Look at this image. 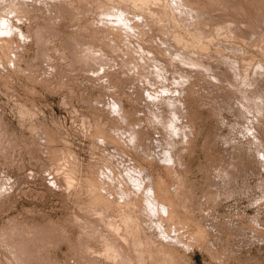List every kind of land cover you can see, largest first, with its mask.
<instances>
[{
	"label": "rangeland",
	"instance_id": "374dc122",
	"mask_svg": "<svg viewBox=\"0 0 264 264\" xmlns=\"http://www.w3.org/2000/svg\"><path fill=\"white\" fill-rule=\"evenodd\" d=\"M0 1V16H2L0 17V22L3 20V26L0 23V226L3 225L6 227L3 232H1V230H3L4 227H0V246H2L0 247V257H2L3 260V262L0 261V264L4 262H6V264H16L19 259L23 264H56V262H58L57 264H120V262H122V264H126V262L128 264H145L144 262H147V264H156L157 262L158 264H161L162 262H165L164 264H166V261L167 264H264V98H262V95H264V82L262 84L264 78L261 77L264 74V65H262L264 64V11H261L264 10V7H262L264 5V0H249L251 3H249L248 0H235V2L240 1V3L242 2L243 5H245L243 6L240 3H237V5L240 4V8L238 9H236L238 6L235 8L236 4L232 2L233 0H227L226 3H229V6L227 4L225 6V0H222L220 3H224L222 5L224 7L218 3L220 0H212V2H215L213 5L219 4L221 6H212V9H216V7L218 8V10L216 9L219 11L218 13L215 12V9L211 12V6L206 7L207 5H210L206 4L207 2H211L209 0H200V3L197 0V5L194 3L195 0H187V2L184 0L187 3H184V7L182 0H177L179 3H175V0H173L174 4L177 5L178 3L177 8L180 7L182 2L181 8L183 10H187V13L185 10L184 12L180 10L181 8H178L179 10L176 9V6L173 4L172 0H132V2H129L130 0H101V2L104 4H101L100 0H40L41 2L44 1V4H36V2H40L36 0H19L18 4V0H12L13 3H11L10 0V2L8 0ZM53 1L56 2V4L58 3V5L60 3V7L56 4L53 5ZM67 1L69 4L65 7ZM170 1H172L171 3L174 6L169 3ZM192 1L195 6H200L202 8L194 7ZM257 1L258 3H256ZM5 2H9L8 5H6ZM22 2L25 3L23 4ZM261 2L263 3L259 4ZM131 3L134 5L132 6ZM188 3L192 4L189 6ZM230 3H233L234 6H232L233 4L230 5ZM10 4H12L14 7L17 5L23 6H20L21 8L18 6L14 8L12 5L10 6ZM27 4H29V6H27ZM45 4V9L50 11L47 12L44 8H42L41 5L44 7ZM62 4L65 5L61 9V6H63ZM106 4L112 6L114 9H116V7L123 9L125 6V8H127L131 14L127 10H124L125 8L123 10H115L114 14V9L112 10L113 12H111L112 8H109V6ZM250 4L251 6L247 7ZM1 5L4 6V9ZM70 5L71 7L73 6L74 10L75 8L80 10L74 11L71 9ZM114 5L116 6L113 7ZM142 5H145L143 7L145 9L142 8ZM155 5L160 8H157ZM171 5L173 7H171ZM138 6L142 9H139ZM192 6L194 9H189L192 11L190 12L187 7L193 8ZM6 7L10 8V11L8 9L9 12L7 11ZM103 7H108L110 11L108 12L109 9H107L106 12ZM147 7H150L151 11ZM100 8L103 9L102 13L105 11L103 13L104 15L99 13V11L101 12L102 10H100ZM196 8H199L200 10ZM205 8L208 9L205 10ZM220 8L222 10L228 9L230 12L233 11L234 13H230L227 10V14L229 12L231 15L229 16L228 14L229 17L227 16L228 19H226V14L224 20L222 14H225L226 12H221ZM232 8H235L237 12L242 9L246 10H242L238 14L237 12L235 13V10ZM11 9H13V11L16 13L12 12ZM66 9L68 11H66ZM195 9L197 11L199 10V12L195 11ZM248 9L250 11H247ZM56 10L58 11V14L56 13ZM71 10L73 11L71 12L72 14L70 13ZM133 10L136 12V14H138V16H140L142 20H144L143 17L145 19L148 17L147 19L149 22L147 19V22H139L142 21L141 19L137 20V22L134 21L135 19H139V17H134L136 15ZM145 10H147L146 14L144 13L146 12ZM177 10L178 12H176ZM208 10H210V17ZM258 10H260L259 13ZM6 11L8 13H6ZM121 11L122 13L125 11V14L128 15H125V19L123 18L124 13L122 14ZM142 11H144L143 14ZM202 11H205L206 13H201ZM255 11L259 15L254 13L253 16L251 14ZM44 12H47L48 15ZM220 12V17H222L224 21L220 19L219 16H217L216 19L218 22L214 24L216 20L213 16L220 15ZM107 13L108 15L111 13L110 16L113 14L111 19L114 17V22L110 20ZM119 13L120 16L122 15V17H119ZM14 14L15 16L17 15L18 18L13 16ZM21 14L24 17H21ZM75 14L77 15L74 17ZM149 14L152 17H149ZM155 14L162 16L160 18ZM177 14L179 17L176 16ZM197 14L198 16L195 17ZM200 14H204V17H207L205 14H208L209 18L207 17L206 20L209 19V22L208 20L206 22L205 19H201L202 15ZM235 14H238L241 20L244 14L246 17L243 16V18H247L245 19L246 22H243L244 19L242 21L239 20L237 16L236 17L238 20H235L236 17L233 18ZM95 15H97V19L96 17L94 18ZM114 15H116V17ZM163 15L164 19L168 16H171L167 18V20L170 18V22L168 21L169 26L166 25L167 20L165 21L162 19ZM181 15L186 17L188 16L189 20L187 23L185 21H187L188 18H181ZM191 15L193 17H191ZM260 15L263 16L260 17ZM117 16L121 19H116ZM129 16L132 19L135 18L133 20L136 22L135 24L133 21H131L132 19H130ZM231 16L234 21H232L233 19H230ZM3 17L4 19H8L4 20L2 19ZM172 17H178V19H174V21L178 20L176 21L177 23H174ZM211 17L215 20L213 21L212 25L211 23L213 19H210ZM126 18H129L128 21H126ZM151 18H154L155 20H151ZM179 18L181 21L183 20L182 23H186V27H188V29L185 28V23L183 24L185 29L181 27L182 23H180ZM95 19L96 21H94ZM103 20L109 22V24ZM121 20L123 22L126 21L127 23H121ZM247 20L252 22V25L250 26H253V21H255V26L249 27L248 25L247 27L245 25H241L247 24ZM101 21H103V24ZM118 21L121 22L119 23ZM153 21H155V23ZM235 21L238 22V24ZM4 22H7V26L4 25ZM94 22L96 25L99 24L96 30V25ZM128 22H130V24ZM229 22H231V25L237 24V28L236 26L234 28V25L231 26ZM8 23H10V26H12L11 29H9L10 27L7 28L9 25ZM141 23H146V25ZM206 23H210L212 27L208 26L209 24ZM225 23L228 24L229 27L228 25H225ZM126 24H129V26L134 24L132 28L135 27V32L138 33L139 31V33L136 34L134 30L131 27H128ZM180 24L181 26H179ZM191 24L193 25L191 26ZM221 24L224 26V29L221 28ZM119 25L120 28H117ZM137 25H142L145 28L142 29V26V28L139 26L136 27ZM260 25H262L261 27L263 30L259 27ZM94 26L95 28H93ZM122 26H126V28L124 27L122 29ZM193 26L196 31H194V34ZM154 27H158V29H155ZM169 27L170 29H168ZM200 27H202V30ZM245 27L247 28L245 29ZM255 27H259L262 32L261 30L258 31V28ZM137 28L141 30V33ZM218 28L220 29V33L218 32ZM232 28L234 31H232ZM242 28H244V31L248 29V32H244V34L242 32ZM249 28L251 29L252 33L250 32ZM254 28L258 32L255 33V31H253ZM107 29L108 31H105ZM150 29L158 33V35L156 33L155 34L158 37L160 36L159 38L163 36L165 31L166 33L164 34L166 35V38L168 37L169 39L174 37L173 39L175 41L173 39L172 41L171 39L168 41V39L165 37L161 38H165V41L161 39L159 40V38H157L155 35L152 36L154 33L153 31H150ZM179 29L183 32L181 34L180 31L179 34L177 33V35L176 32H178ZM221 29H226V31H221ZM235 29H237L236 31L240 33H237ZM91 30L93 35L92 32L89 33ZM100 30L105 32H101ZM148 30L152 34H149ZM158 30L160 32H158ZM186 30L188 33L191 31L192 33L188 34ZM42 31L46 33L44 34ZM59 31L60 33H58ZM95 31V35H98L99 33L100 34L94 37ZM112 31L113 33H110ZM125 31L128 32L129 35L132 33L131 31H133L134 34L132 33L133 36L132 34L127 36L126 34L128 33H125ZM145 31L146 33H144ZM83 33L86 34L85 37H83L84 39L88 37L91 39H86L85 41H90L92 43L86 44L84 39H82V36H84ZM202 33L203 35H201ZM210 33H212V36L214 35L213 37H215L213 40V37H210ZM222 33L225 34L223 35ZM36 34L40 35V37L35 36ZM102 34L105 36L107 35L106 37L108 38L103 40L105 36L103 37ZM111 34H114V37L116 36V40L118 38V41L120 38L124 37V39H120L124 42L120 41L117 43L116 40H111L110 37L114 39L113 35ZM248 34H250V37H252L251 39L247 37L249 36ZM44 35H46V38ZM134 35H138L140 38L138 36L134 37ZM183 35L186 39L183 37ZM41 36L44 37L40 39ZM101 36L103 37L102 40ZM198 36H200V38ZM92 37H94V39ZM128 37H130L129 39L132 41L127 39ZM201 37L204 41V44H201L203 43ZM216 37L225 41H220ZM237 37L239 39H237ZM254 37H258V41L260 40L261 42H257V39ZM76 38L80 39L81 41L76 42ZM148 38L151 39L149 40ZM153 38L154 40H152ZM187 38L191 39L192 41H189ZM253 38L254 40H252ZM108 39H110V42ZM178 39L179 42H177ZM166 40L168 42L171 41L169 44L172 47H174L175 44L177 46L172 48V55L170 54L172 49H170L171 47H169L170 45ZM214 40H216V43H214ZM42 41H44L43 45H47L44 46V48H42ZM105 41L107 43L109 42L110 44L108 43L107 46ZM162 41L164 43H159ZM180 41L182 43L181 46ZM186 41H189L187 42V45H183L186 44ZM226 41L231 43V49L229 47L230 44H226ZM232 41L234 42L233 44ZM252 41H254V44ZM38 42L41 43L42 47ZM174 42L176 43L174 44ZM193 42H198L199 44L193 45L195 44ZM98 43H101L100 45L103 51L100 49V45ZM119 43H123L125 45L127 44L126 46L128 47V50L125 48L126 46L124 47V45H120ZM149 43H151V45H149ZM177 43H179V46ZM250 43H252V45ZM82 44L84 45L82 46ZM111 44H113V47ZM118 44L120 46H118ZM208 44H210V46H208ZM144 45L146 46L144 47ZM199 45L208 47L209 53L207 49L205 50V47L195 50L193 46L200 47ZM234 45H236L234 47L236 49L233 51ZM87 46H91L88 48H91L90 51H88ZM109 46H111L110 49H114L116 46V49L120 47L121 50L118 48L120 51L115 49L112 50L115 51V53H111V50L109 51ZM166 46L167 48L169 47L170 51H168ZM239 46H245L244 48L247 46V48L240 49ZM97 47L98 49H95ZM150 47L152 48L151 53ZM178 47L183 48H181L180 51L184 54H186L191 48V50L187 53L190 57L187 54L184 56L183 54L179 55V51H177L179 50ZM192 47L194 48V51H196V54L194 51H192ZM198 47L196 49H198ZM209 47L213 48L211 49ZM12 48L13 50H16L17 55H15L16 53L12 50ZM157 48H159L161 51V53H159V50H157L158 55L156 54L155 50ZM175 48H177L176 53ZM220 48L223 50V53L224 51L227 53L223 55V58H221L222 55H219L220 57L218 56V53L223 54L221 53ZM135 49L136 51L134 54L139 58H136V56L133 54H131V56H129L130 54H124V51H128V53H130L129 50L134 51ZM163 49L165 53H167V51L169 53L166 54L169 55L167 58L164 54V51H162ZM213 49L219 50L215 51L214 53ZM95 50L97 51L98 56L97 53H94ZM153 50L155 54L153 53ZM198 51H200V54ZM202 51H204V53L207 51L205 54H207L208 58L203 54L207 60L201 54ZM247 51L250 55L247 53ZM48 53L50 54L48 55ZM79 53L81 55H79ZM120 53H122V55ZM147 53H149L148 55L153 56L154 58L164 54V56H161L162 58L160 57L163 60H161L159 57L156 58L158 63L153 61L155 60L153 57H150L149 60ZM152 53L154 55H152ZM13 54L14 56H12ZM176 54H178V56ZM85 55L87 56V60H85ZM231 55L234 56L232 57ZM134 56L136 60H139L136 61L135 58L133 59ZM141 56L143 57L140 58ZM185 56L188 57V59H186ZM213 56L216 57V59L219 57L217 60L218 62L213 58ZM131 57L137 64L140 59L141 61L139 63H142L143 59H147V61L149 60L151 63H148L146 60H144L143 65L139 66L141 68L140 69L136 66L137 64H135ZM178 57H181L183 63L185 62V66L184 64L183 66L180 65L182 62ZM228 57L229 59L225 60V58ZM235 57L238 58L236 59ZM245 57L247 60H244L246 59ZM168 58H172L170 59L171 61L169 60L171 64L169 63ZM189 58H192L194 61L191 62V59ZM196 58L199 61H197ZM209 58L212 61L209 60ZM234 58L237 61L239 60V65L242 64L243 66L239 67V65H237V61L234 60ZM239 58H242L244 61ZM165 59L170 65L164 62L166 61ZM221 59L224 60L222 61ZM174 60H176V63L174 62L173 64ZM185 60H190L191 63L189 61L186 62ZM128 61L131 63L129 64ZM201 61L203 63H201ZM208 61L212 62L213 65ZM227 61H232L233 63H228ZM261 61H263V63H261ZM132 62H134L133 64L135 65H132ZM205 62H207L208 65L205 64ZM220 62L222 65L218 66V64H221ZM259 63H261V65ZM152 64L154 65L153 67L149 66ZM158 64L160 66L162 64V67H160ZM167 64L168 67H166ZM199 64H202V66H199ZM203 64L206 66H203ZM209 64L212 65V67H210ZM145 65L147 66L145 67ZM193 65L194 67L196 66V68H194ZM214 65L216 67H214ZM230 65L232 67L231 69H229ZM126 66L130 69L126 68ZM155 66H158V68ZM208 66L211 69L210 71ZM246 66H250L248 70L249 74L245 69H248ZM147 67H151V69L148 68L147 70ZM169 67L170 70L167 69ZM204 67H206L207 70ZM217 67L221 68L220 70L223 72L222 75L219 73L220 71ZM193 68L196 71L193 70ZM203 68L205 71H203ZM234 68H239L237 70H239L241 74L236 70L237 73L234 76ZM240 68H243L242 70H244V74L240 71ZM137 69H140V71L138 70V72H134ZM165 69L168 71H165ZM212 69L216 70L211 73V71H213ZM258 69L259 71H257ZM141 70L143 72L145 70L146 74L150 71L149 74L153 73L154 75L151 76L148 74L149 76H147L145 73L142 74L143 72H141ZM154 70H158V73L161 71V73H159L160 77ZM253 70L260 72L261 75L259 73H257L259 75H256V72L254 73ZM132 71L134 75L130 73ZM162 71L165 77L170 76L171 79L168 78L167 80L166 78L165 80L164 77L162 78ZM224 73L226 75L229 74L227 75L228 77H230L232 74V78H228ZM155 74H157L159 79L161 78L163 80L160 79L159 81ZM138 75L141 78L138 77ZM240 75H248L249 77L246 76V79H249H244L245 76L241 78L242 76ZM150 76L153 77L152 79L155 81L150 80ZM213 76H215L216 79H218V76L222 77L219 78L218 81L214 79L215 77ZM134 77H138L141 81ZM225 77L229 83L228 86L225 85ZM220 79L225 81L221 83L220 81L222 80ZM235 80H237L238 83L242 82L241 84L243 85L239 84V86ZM138 81H140V84L137 85L136 82L138 83ZM150 81H152L154 84H152ZM156 82H159V84ZM248 82H250V84ZM141 84H143V86H141ZM229 86L230 88H228ZM262 86L263 88H260ZM235 88L237 90H234ZM248 88L254 91H260L262 89L263 93L261 92L262 90L260 92L258 91L259 94L257 92L252 93L251 90V96L244 94L245 92L250 94V89ZM230 89H233L235 92L233 90V92H231ZM238 91L241 93V96L243 94V98L240 96ZM110 92L111 94H115L112 95L111 102L109 101L110 99L108 100V98H110ZM230 92L234 94H231ZM236 92L239 93V95L235 94ZM260 95L262 97L258 101V97H260ZM114 96L117 98L115 97L116 99H114ZM252 96H257V98H255L258 102L255 103V98L253 101ZM239 97L240 100L243 99V101L238 100ZM250 98L252 99L253 103L251 102ZM249 99L250 101H248ZM105 100H108V102ZM261 100L263 102L262 104H260ZM113 101L118 103H114ZM100 103H102V105ZM106 103L108 105L107 107ZM111 103L115 105L113 106ZM258 103L261 105V108ZM250 124H252V126ZM248 125L251 126V128ZM122 131H124V133ZM55 157L60 159L58 160L59 163ZM61 164L62 166H60ZM56 165H58L57 168L59 171L58 169H55ZM47 166L50 167V170ZM51 167H54L53 172ZM46 169L47 171H45ZM48 172H50V174ZM56 174H61L64 176H56ZM55 177H61L57 179V181L60 180L58 183H56L57 181L55 180ZM52 179L55 180L54 182L56 184L52 182ZM66 180L68 181L67 183ZM59 182L61 184V188L58 187L60 186ZM119 185H121L122 188ZM109 186L110 189L108 190L107 188H109ZM104 187L105 190L108 191L105 192ZM93 188L98 189L94 190ZM124 188H126L128 191L124 190ZM119 189L120 191L124 190V194L121 193L122 191L119 192ZM132 190L136 191V193ZM94 191L96 193H94ZM125 192L128 194L127 196ZM130 192L131 194L129 195ZM97 194L98 196H96ZM116 195L121 198L116 197ZM99 196L102 198H99ZM89 197V200H93L94 202H92L94 204L88 200ZM91 197H94L96 201ZM96 197H98L99 200L96 199ZM106 197H108V199ZM148 199L151 200V202H149ZM99 201L100 203L103 202V204L106 202L109 203L108 205L106 203V205L109 207L107 208V206L104 204L105 208H101L103 204L100 205ZM110 201L112 204H110ZM128 202L131 204V206L130 204L128 205ZM125 203L127 204L125 205ZM97 206L99 209L103 210L96 209L95 207ZM91 207H93L94 210ZM121 207L122 209H120ZM108 209H111L112 211L110 213L114 212L115 216L113 214L110 215V213H108ZM89 210L92 211L91 213L94 212V214H91ZM104 210H106V212H104ZM136 210L139 211L137 212ZM141 211H143V213ZM80 212L84 213L81 215ZM87 212L89 214H86ZM106 213L109 215H105ZM124 214H126V216ZM85 215H91V217L96 219H92V221L91 217L90 219L88 217L86 220L84 218ZM103 215L104 217H102ZM123 215L125 218H122ZM141 215L142 218H140L143 219L142 221L139 219V216ZM82 216L84 217L82 218ZM78 218L82 219H80V223L78 222ZM110 218L113 220L110 221ZM144 218L146 223L144 222ZM83 221H86V223L88 221V223L86 224ZM97 221L101 222V224H98L99 222ZM92 222L97 223L99 226L95 223L94 225ZM81 223L84 224V226H82ZM106 223L110 226L105 225ZM102 224H104V226H102ZM131 224L134 227L131 226ZM115 226H119V228H115ZM104 227L106 228V231L113 232L115 230L116 233L115 231L113 233L104 232ZM12 228L14 229V233L12 232ZM98 228L103 230L100 231L103 234L106 233L105 235L109 233V235H107L108 237L103 236L102 233L98 234L97 231L100 232ZM136 228L137 230L135 231L134 229ZM15 229L17 231H15ZM41 229H43L42 231L44 234L47 235L48 233L46 237L43 232L40 231ZM122 229H124V231ZM18 230L20 231L18 232ZM44 230L50 231L52 235L51 233L49 235L48 231L45 233L46 231ZM35 231H39L38 233L40 234L41 232L43 235H38ZM122 231L125 234H123ZM4 232L6 234L8 232L9 235L11 232L10 237L12 236V238L9 241H11L10 243L12 246L10 245L9 241H7L10 239V237L8 238L9 235L4 234ZM91 233H94V235H90ZM135 233L137 235H135ZM18 234H20L21 237ZM97 234L98 236H96ZM113 234H115L114 236L118 235L115 237L117 241L113 237V239L111 238ZM4 235L7 237H4ZM13 236L15 237L13 238ZM29 236H32L31 238L33 240H31ZM39 236H42L43 238H47L48 236L54 237L52 239L53 241L49 240V238L47 239L49 241H47L42 237L39 238ZM3 237L6 239H2ZM22 237H24L23 239H25V237L27 239L22 241ZM125 237L128 238L127 241L121 239H126ZM106 238L108 239L106 240ZM15 239L18 241V245L21 243L20 247L17 244V246L14 244L16 242H14ZM41 239H43L42 241L44 242H40ZM102 239H105L106 242ZM109 239L111 241L114 240L115 244L111 241L108 242ZM4 240H6V242ZM30 240L33 242H40V245H38L39 247H43V250L42 248H35L38 247L36 243H33V246L35 244L33 247ZM45 240L47 242L46 247ZM25 241L28 242L30 246ZM129 241L132 242V245ZM1 242L4 244L2 245ZM23 242H25L27 245ZM117 242L128 245L126 247L123 244V247L120 243L122 246L121 247L119 243L117 244ZM109 243H111L113 247L109 246ZM138 243L141 244L143 248ZM116 244L118 247L115 248ZM13 245L16 249H20L22 245V247L25 246L24 252L22 251L23 248H21V250L18 249L20 252L22 251L20 254L18 250L13 248ZM74 245H76L77 248ZM81 245L84 247H81ZM129 245L132 247H129ZM125 247L127 249L129 248V250L132 248L131 250L133 251L131 252L130 250V253H134V257L128 252L129 250H126ZM117 248L120 249L117 251ZM3 249L5 252L6 250L8 252H3ZM13 249L16 252L13 251ZM28 249L30 250L28 251ZM36 249L39 251H36ZM124 249L130 254L127 255L128 258H126L127 256L124 257ZM32 250L34 254L31 252ZM121 250L124 251L122 252ZM9 251L11 252V258L10 254L8 255ZM151 251H153L154 254L153 252L151 253ZM13 255L17 257L12 258ZM139 255L141 256L138 257ZM21 256L23 257L21 258ZM28 256L31 259L28 258ZM15 258L18 259L16 260ZM121 258H123L124 261ZM8 259H12L13 261L10 262ZM22 259H26L27 261H25L28 263ZM29 259L32 261H29ZM75 259L77 260L75 261ZM129 259L131 262L133 260L136 261V259L138 260L131 263L129 262ZM20 260L17 264H21ZM159 260H161V262Z\"/></svg>",
	"mask_w": 264,
	"mask_h": 264
},
{
	"label": "bare ground",
	"instance_id": "6f19581e",
	"mask_svg": "<svg viewBox=\"0 0 264 264\" xmlns=\"http://www.w3.org/2000/svg\"><path fill=\"white\" fill-rule=\"evenodd\" d=\"M6 1H7V0H6ZM8 1H9V0H8ZM10 1H11V3H13L12 0H10ZM10 1H9V2H10ZM16 1H17V0H16ZM22 1H24V0H22ZM36 1H40V0H36ZM45 1H46V0H45ZM95 1H96V0H95ZM108 1H109V0H108ZM135 1H136V0H135ZM138 1H139V0H138ZM141 1H142V0H141ZM145 1H146V0H145ZM154 1H155V0H154ZM157 1H158V0H157ZM172 1H173V0H172ZM172 1H170L169 3H171ZM179 1H180V0H179ZM179 1L175 0V3H176V2L179 3ZM182 1H183V7H184V3H186L187 0H185L186 2H185L184 0H182ZM188 1H189V0H188ZM190 1H191V0H190ZM196 1H197V0L194 1L195 4L197 3ZM198 1H199V3H200V0H198ZM203 1H205V0H203ZM209 1L212 2V0H209ZM215 1H218V0H215ZM221 1H222V0H220L218 3H220ZM223 1H224V0H223ZM231 1H232V0H231ZM237 1H238V0H237ZM259 1H261V0H259ZM9 2H5L6 5H8ZM18 2H19V0L17 1V4H18ZM47 2H48V1H47ZM47 2H46V3H47ZM71 2H72V1H71ZM98 2H99V1H98ZM98 2H97V3H98ZM100 2H101V0H100ZM104 2H105V1H104ZM129 2H132V0H130ZM166 2H167V1H166ZM211 2H210V3L207 2L206 4H210V5H207L206 7H208V6L210 7V6H211V12H212V10L215 9V8L212 9V6H217V5H219V4L213 5V3H215V2H212V4H211ZM226 2H227V0H225V2H224L225 4L223 3L225 6H226V4H227ZM228 2H230V1H228ZM232 2H234V3L236 4V5H235V8H236V6H238L236 9L240 8V6H239L240 4L243 5L242 2L240 3V1H239V2H235V0H233ZM248 2L251 3L249 0H248ZM3 3H4V2H3ZM22 3L24 4L25 2H22ZM22 3H19V4H22ZM34 3H35V1H34ZM39 3H43V4H44V1H43V2H41V1H40V2H36V4H39ZM48 3H50V2H48ZM52 3H54L53 5L56 4V2H54V1H53ZM52 3H51V4H52ZM72 3H73V2H72ZM102 3H103V2H101V4H102ZM110 3H111V2H110ZM133 3H134V1H133ZM138 3H139V2H138ZM148 3H150V2H148ZM153 3H154V2H153ZM153 3H152V4H153ZM178 3H177V5H178ZM192 3H193V1H192ZM192 3H190V4H192ZM194 3H193V4H194ZM199 3H198V4H199ZM216 3H217V2H216ZM237 3H240V4L237 5ZM244 3H245V2H244ZM249 3H248V4H249ZM254 3H255V2H254ZM256 3H258V1H257ZM262 3H263V2H261V3H259V4H262ZM0 4H1V1H0ZM15 4H16V3H15ZM15 4H14V5H15ZM68 4H69V3H68V1H67V4H66V5L64 4L65 7H66ZM99 4H100V3H99ZM103 4H104V3H103ZM108 4H109V3H108ZM108 4H106V5H108ZM131 4H132V3H131ZM135 4H136V3H135ZM140 4H141V3H140ZM143 4H144V3H143ZM145 4H146V3H145ZM150 4H151V3H150ZM155 4H156V2H155ZM158 4H159V2H158ZM163 4H164V3H163ZM171 4H172V3H171ZM173 4H174V1H173ZM173 4H172V5H173ZM186 4H187V3H186ZM186 4H185V6H186ZM188 4H189V3H188ZM190 4H189V6H190ZM195 4H194V7H200V6H195ZM201 4H202V3H201ZM203 4H204V2H203ZM220 4H221V3H220ZM223 4H221V6H222ZM228 4H229V3H228ZM228 4H227V5H228ZM232 4H233V3H232ZM232 4L230 3V5H232ZM246 4H247V3H246ZM252 4H253V3H252ZM4 5H5V4H4ZM11 5H12V4H10V6H11ZM49 5H50V4H49ZM56 5H58V3H57ZM59 5H60V3H59ZM59 5H58V6H59ZM62 5H63V4H62ZM64 5L61 6V9H62V7H64ZM97 5H98V4H97ZM97 5H96V6H97ZM110 5H112V4H110ZM133 5H134V4H132V6H133ZM137 5H138V4H137ZM167 5H168V4H167ZM172 5H171V7H173V6L175 5V6H176V7H175L176 9H178V8L180 9V8L182 7V6H181V5H182V2H181V5L179 4L180 7H178V8H177V5H176V4H174L173 6H172ZM196 5H197V4H196ZM199 5H200V4H199ZM1 6H3V5H1ZM17 6H18V7H20V6L22 7L23 5H17ZM17 6H16V7H17ZM27 6H29V4H27ZM39 6H40V5H39ZM39 6H38V8H39ZM41 6H42V8H44V9L46 8V7H45L46 4L44 5V7H43V5H41ZM41 6H40V7H41ZM50 6H51V5H50ZM100 6H101V5H100ZM100 6H99V7H100ZM108 6H109V5H108ZM115 6H116V5H114L113 7H115ZM117 6H118V5H117ZM135 6H136V5H135ZM139 6H141V5H139ZM139 6H138V8H139V9H142L145 5H144V6L142 5V8H140ZM146 6H147V5H146ZM150 6H151V5H150ZM152 6H153V5H152ZM155 6H156V5H155ZM159 6H161V5H159ZM162 6H163V5H162ZM202 6H203V5H202ZM219 6H220V5H219ZM219 6H217V7H219ZM221 6H220V7H221ZM228 6H229V5H228ZM232 6H234V4H233ZM243 6H245V5H243ZM243 6H242V7H243ZM250 6H251V4H250L249 6H247V7H250ZM252 6H253V5H252ZM254 6H255V5H254ZM12 7H14V6L12 5ZM16 7H14V8H16ZM21 7H20V8H21ZM51 7H52V6H51ZM59 7H60V6H59ZM70 7H71V5H70ZM70 7L68 6L69 9H70ZM104 7H106V6H104ZM104 7H103V8H104ZM121 7H122V6H121ZM126 7H127V6H126ZM156 7H157V6H156ZM165 7H166V6H165ZM192 7H193V6H192ZM194 7H193V8H190V7L188 8V7H187V9H188V10H189V9L193 10ZM204 7H205V4H204ZM217 7H216V9L218 10ZM222 7H224V6H222ZM262 7H264V5H263ZM2 8L4 9V6H3ZM6 8H7V11H8V9H9V11H10V8H8V7H6ZM38 8H36V9H38ZM42 8H41V9H42ZM109 8H112V6H109ZM109 8L107 7V8H104V9H105L106 12H107V9H109ZM117 8H118V7H116V9L112 8V9H111V12H113L112 10L114 9V14H115V10H120V9L123 10V9L125 8V6H124L123 9H122V8H118V9H117ZM131 8H132V7H131ZM138 8H137V9H138ZM147 8L150 9V7H147ZM147 8H146V9H147ZM152 8H155V7H152ZM157 8H160V7H157ZM157 8H156V9H157ZM161 8H162V7H161ZM163 8H164V7H163ZM200 8H202V7H200ZM230 8H231V6H230ZM235 8H232V9L235 10ZM243 8H244V7H243ZM245 8H246V7H245ZM252 8H253V7H252ZM47 9H48V8H47ZM51 9H53V8H51ZM57 9H58V8H57ZM71 9L74 10L73 6L71 7ZM92 9H93V8H92ZM101 9H102V8H100V10H101ZM129 9H130V8H129ZM132 9H133V8H132ZM132 9H131V12H132ZM143 9H145V8H143ZM165 9H166V8H165ZM171 9H172V8H171ZM179 9H178V10H179ZM196 9H199V8H196ZM196 9H195V11H197ZM207 9H208V8H205V10H207ZM216 9H215V10H216ZM220 9H221V8H220ZM220 9H219V10H220ZM224 9H225V8H224ZM232 9H231V10H232ZM241 9H242V8H241ZM5 10H6V9H5ZM11 10H12V12H14L13 9H11ZM45 10H46V9H45ZM75 10H76V11H79L80 9L77 10V9L75 8ZM75 10H74V11H75ZM124 10H127V11H128L127 8H125ZM157 10H158V9H157ZM162 10H163V9H162ZM178 10H177L176 12H178ZM180 10H182V11L184 12L185 9L183 10V9L181 8ZM199 10H200V9H199ZM199 10H198L197 12H199ZM201 10H202V9H201ZM203 10H204V9H203ZM217 10L215 11L216 13L219 12V11H217ZM227 10H228V9H227ZM227 10H222V9H221L220 11H221V12H222V11H223V12H224V11L226 12ZM242 10L245 11L246 9H242ZM242 10H240V11H242ZM252 10H253V9H252ZM252 10H251V11H252ZM7 11H6V13L9 12V11H8V12H7ZM15 11H16V10H15ZM46 11H47V10H46ZM48 11H50V10H48ZM48 11H47V12H48ZM53 11H54V10H53ZM56 11H57V10H56ZM56 11H55V12H56ZM59 11H60V10H59ZM63 11H65V10H63ZM66 11H68V10L66 9ZM102 11H103V9L101 10V12L99 11V13L101 14ZM109 11H110V9L108 10V12H109ZM133 11H134V10H133ZM145 11H146V12L142 11V14H143V12L146 14V13H147V10H145ZM150 11H151V9H150ZM166 11H168V10H166ZM174 11H175V10H174ZM174 11H173V14H174ZM186 11H187V10H185V12H186ZM189 11H190V10H189ZM195 11H194V12H195ZM209 11H210V10H208V12H209ZM228 11H229V10H228ZM240 11H239V12H240ZM247 11H250V10L248 9ZM259 11H260V10H258V13H259ZM261 11H264V10H261ZM17 12H18V10H17ZM47 12H46V13L44 12V13L47 14ZM71 12H73V11L71 10L70 13H71ZM93 12H94V10H93ZM104 12H105V11H104ZM104 12H103V13H104ZM116 12H118V11H116ZM119 12H120V11H119ZM128 12L130 13V11H128ZM134 12H135V11H134ZM152 12H153V10H152ZM156 12H158V11H156ZM176 12H175V14H176ZM190 12H192V11H190ZM221 12L219 13L220 15H216V16H213V15H212L213 17H215L214 19L216 20V22H215L214 24H216V23L218 22V20L216 19V17H217V16L220 17V16H221ZM229 12H230V11H229ZM229 12H228V14H229V16H230V15H231L230 13L233 12V11H231L230 13H229ZM236 12H237V11L235 10V13H236ZM239 12H237V13L239 14ZM14 13H16V12H14ZM21 13H23V12H21ZM56 13L58 14V11H57ZM75 13H77V12H75ZM78 13H79V12H78ZM95 13H96V12H95ZM103 13H102V14H103ZM121 13H122V11H121ZM123 13H124V14H123ZM123 13H122V14L124 15L123 18L125 19V17L128 16V15L125 14V11H124ZM149 13H150V12H149ZM154 13H155V12H154ZM159 13H160V12H159ZM165 13H167V12H165ZM181 13H182V12H181ZM186 13H187V12H186ZM201 13H206V12H205V11H202ZM213 13H214V11H213ZM213 13H212V14H213ZM233 13H234V12H233ZM233 13H232V14H233ZM241 13H244V12H241ZM241 13H240V14H241ZM250 13H251V12H250ZM254 13L258 14L256 11H255V12H252L251 14L254 16ZM260 13H262V12H260ZM263 13H264V12H263ZM12 14H13V13H12ZM12 14H11V15H12ZM71 14H72V13H71ZM97 14H98V13H97ZM110 14H111V13H110ZM110 14L108 15V13H107V15L109 16L110 20H112V22H114L113 20H114L115 18L113 17V19H111V18H112L111 16H113V14H112L111 16H110ZM130 14H131V13H130ZM132 14H134V13H132ZM140 14H141V12H140ZM140 14H139V15H140ZM142 14H141V15H142ZM163 14H164V12H163ZM169 14H170V12H169ZM169 14H168V15H169ZM171 14H172V12H171ZM182 14H183V13H182ZM188 14H191V13H188ZM188 14H187V15H188ZM214 14H215V13H214ZM226 14H227V12H226L225 14H222V17H223L224 20H225V15H226ZM228 14L226 15V19H228V17H229ZM238 14H237V15L235 14V16H234L233 18H235V17L237 16V17L239 18V20H241V18H240V16H238ZM256 14H255V15H256ZM2 15H3V13H2ZM9 15H10V14H9ZM18 15H19V13H18ZM21 15H22V14H21ZM21 15H20V16H21ZM47 15H48V14H47ZM76 15H77V14H75L74 17H75ZM103 15H104V14H103ZM103 15H102V16H103ZM105 15H106V13H105ZM118 15H119V17H122V15L120 16V13H119ZM125 15H126V16H125ZM135 15H136V16H134V17H137V16H138V14H136V12H135ZM152 15H153V14H152ZM155 15H157V14H155ZM160 15H161V14H160ZM166 15H167V14H166ZM184 15H185V14H184ZM200 15L203 16L204 14H200ZM200 15H199V17H200ZM205 15H207V17H208V14H205ZM245 15H246V14H245ZM258 15H259V14H258ZM263 15H264V14H263ZM263 15H260V17H262ZM4 16H5V15H4ZM13 16H15V14H14ZM72 16H73V15H72ZM96 16H97V15H95L94 18H95ZM102 16H101V17H102ZM114 16L116 17V15H114ZM143 16H144V15H143ZM143 16H142V17H143ZM150 16H151V15L149 14V17H150ZM157 16H158V15H157ZM161 16H162V15H161ZM161 16H158V17L161 18ZM176 16H178V14H177ZM194 16H195V15H194ZM197 16H198V14H197L195 17H197ZM202 16H201V19H203V20L205 19L206 22H207V20H208V22H209V19L206 20V18H207L206 16H205V17L203 16V18H202ZM227 16H228V17H227ZM243 16H244V14H243ZM243 16H242V20L244 19ZM0 17H2V16H0ZM5 17H6V16H5ZM15 17H17V15H16ZM21 17H24V16L22 15ZM101 17H100V18H101ZM104 17H105V16H104ZM104 17H103V18H104ZM106 17H107V16H106ZM119 17L117 16L116 19H118ZM129 17H130V16H129ZM138 17H139V19H135V18H134V19H135V20H134V19H132L131 17H130V19H132L131 21L134 20V21L137 22V20H140V19H141L140 16H138ZM145 17H146V16H145ZM151 17H152V16H151ZM168 17H171V16H168ZM168 17H167V18H168ZM178 17H179V16H178ZM178 17H174V18L172 17V18H173V21H174L175 18L178 19ZM182 17L184 18V17H186V16H182V15H181V18H182ZM191 17H193V16L191 15ZM195 17H194V18H195ZM209 17H210V12H209ZM209 17H208V18H209ZM222 17H220V19H222ZM237 17L235 18V20H236V19L238 20ZM244 17H246V16H244ZM247 17H248V16H247ZM256 17H258V16H256ZM17 18H18V17H17ZM109 18H108V20H109ZM147 18H148V17H147ZM147 18H146V19H147ZM155 18H156V17H155ZM167 18L164 19V15H163V18H162V19L166 21ZM187 18H188V16L186 17V19H187ZM233 18H232V16L230 17L231 20H232ZM2 19H4V17H3ZM6 19H8V18H6ZM6 19H4V20H6ZM96 19H97V17H96ZM96 19H95L94 21H96ZM106 19H107V18H106ZM120 19H121V18H119V20H120ZM128 19H129V18H126V21H128ZM143 19H144V20L141 19L142 21H139V22H144V21L147 22V21H148V19H147V21H146V19H145L144 17H143ZM149 19H150V18H149ZM153 19H154V18H153ZM153 19L151 18V20H153ZM190 19L193 20L192 18H190ZM196 19H198V18H196ZM201 19H200V20H201ZM210 19H213V18L211 17ZM214 19L212 20L211 25L213 24V21H215ZM223 19H222V20H223ZM230 19H229V20H230ZM245 19H247V18H245ZM245 19H244V20H245ZM249 19H250V18H249ZM251 19H252V18H251ZM254 19H255V18H254ZM259 19H260V18H259ZM261 19H262V18H261ZM56 20H57V18H56ZM98 20H99V19H98ZM108 20H107V21H108ZM110 20H109V22H110ZM122 20H123V19H122ZM122 20H121V21H122ZM154 20H155V19H154ZM169 20H170V18H169ZM169 20H167V24H166V25H168V23L170 22ZM179 20H180V18H179ZM188 20H189V18H188L187 21H185V22L187 23ZM198 20H199V19H198ZM224 20H223V21H224ZM242 20H241V21H242ZM244 20H243V22H246V20H245V21H244ZM103 21H105V20H103ZM103 21H101L102 24H103ZM116 21H117V20H116ZM121 21H120V22H121ZM123 21H124V20H123ZM123 21H122L121 23H125V22H126V21H125V22H123ZM129 21H130V20H129ZM134 21H133V22H134ZM168 21H169V22H168ZM176 21H178V20H176ZM176 21H174V23H175ZM182 21H183V20H182ZM182 21L180 20V23H182ZM232 21H234V19H233ZM247 21H248V20H247ZM252 21H253V20H252ZM261 21H262V20H261ZM2 22H3V20H2ZM2 22H0L1 25H2ZM105 22H106V21H105ZM109 22H106V23L109 24ZM112 22H111V23H112ZM118 22H119V21H118ZM120 22H119V23H120ZM136 22H134V24H135ZM148 22H149V21H148ZM153 22L155 23V21H153ZM153 22H152V23H153ZM171 22H172V21H171ZM185 22H184V23H185ZM189 22H191V21H189ZM196 22H197V21H196ZM219 22H220V21H219ZM235 22H236V21H235ZM253 22H254V23H253V24H254L253 26H250V25H252V24H251L252 22H249V21H248L247 24H241V25H245V26H247V27H248V25H249V27H254V26H255V21H253ZM4 23H5V24H4ZM4 23H3V24L7 26V22H4ZM85 23H86V22H85ZM87 23H88V22H87ZM92 23H93V22H92ZM97 23H98V22H97ZM99 23H100V22H99ZM126 23H127V22H126ZM128 23L130 24V22H128ZM131 23H132V22H131ZM157 23H158V21H157ZM159 23H160V22H159ZM176 23H177V22H176ZM184 23H182V26H181V24H180L179 26L183 27V24H184ZM186 23H185L184 26H185L186 29H188V27H186ZM191 23H192V22H191ZM199 23H201V22H199ZM230 23H231V22H229V24H230ZM236 23L238 24V22H236ZM240 23H241V22H240ZM8 24H9V25H8L7 28L10 27L9 29H11L12 26H10V23H8ZM88 24H90V23H88ZM94 24L96 25L95 22H94ZM102 24H101V25H102ZM115 24H116V23H115ZM129 24H128V25L126 24V25H127L128 27H131V28H132L133 25H134V24H133V25L129 26ZM141 24H145V25H146V23H141ZM147 24H148V23H147ZM160 24H161V23H160ZM162 24H163V23H162ZM194 24H195V23H194ZM206 24H209L208 26H211L210 23H206ZM218 24H220V23H218ZM237 24H236V25H237ZM256 24H258V23H256ZM263 24H264V23H263ZM98 25H99V24H98ZM98 25H96V28H95V26H94L93 28H95V30H96ZM101 25H100V26H101ZM106 25H107V24H106ZM112 25H114V24H112ZM120 25H121V24H120ZM120 25L117 26V28H120ZM145 25H144V26H145ZM177 25H178V24H177ZM192 25H193V24H191V26H192ZM200 25H202V24H200ZM221 25H222V24H221ZM225 25H228V24L225 23ZM230 25H231V24H230ZM233 25H234V26H233ZM233 25H231V26H233V27L235 28L236 25H235V24H233ZM239 25H240V24H239ZM241 25H240V27H241ZM2 26H3V25H2ZM50 26H51V25H50ZM86 26H87V25H86ZM89 26H90V25H89ZM92 26H93V25H92ZM102 26H103V25H102ZM138 26H139V25H137L136 27H138ZM141 26H142V25H140L139 27H141ZM147 26H150V25H147ZM147 26H146V28H147ZM154 26H155V25H154ZM163 26H165V25H163ZM168 26H169V25H168ZM168 26H166V27H168ZM179 26H178V27H179ZM206 26H207V25H206ZM206 26H205V27H206ZM256 26H257V25H256ZM261 26H262V25H260L259 27L262 29ZM4 27H5V26H4ZM87 27H88V26H87ZM90 27H91V26H90ZM106 27H107V26H106ZM109 27H110V26H109ZM124 27L126 28V26H124ZM124 27L122 26L121 28L123 29ZM142 27H143V26H142ZM142 27H141V28H142ZM152 27H153V25H152ZM152 27H150V28H152ZM171 27H172V26H171ZM175 27H177V26H175ZM181 27H180V28H181ZM196 27H197V26H196ZM211 27H212V26H211ZM211 27H209V28H211ZM218 27H219V26H218ZM223 27H224V26L222 25L221 28L224 29ZM226 27H227V26H226ZM228 27H229V25H228ZM238 27H239V26H238ZM247 27H245V29H246ZM259 27H255V28H258L257 30L259 31V30H261V29H259ZM51 28H52V26H51ZM84 28H85V27H84ZM93 28H92V29H93ZM113 28H114V27H113ZM115 28H116V27H115ZM134 28H135V27H134ZM134 28H132V29L134 30ZM144 28H145V27H143L142 29H144ZM154 28H155V27H154ZM156 28L158 29V27H156ZM156 28H155V29H156ZM183 28H184V27H183ZM185 28H184V29H185ZM191 28H192V27H191ZM193 28H194V26H193ZM201 28H202V27H200V29H201ZM209 28H208V29H209ZM230 28H231V27H230ZM236 28H237V26H236ZM255 28H254V30H253V29H252V30L255 31V33H256V32H258V31L255 30ZM9 29H8V30H9ZM54 29H55V28H54ZM98 29H100V28H98ZM122 29H121V30H122ZM135 29H136V28H135ZM137 29L140 30L139 28H137ZM166 29H167V28H166ZM168 29H170V27H169ZM171 29H173V28H171ZM198 29H199V28H198ZM222 29H221V31H226V29H225V30H222ZM239 29H240V28H239ZM243 29H244V28H242V30H243ZM249 29H250V28H249ZM263 29H264V28H263ZM263 29H262V30H263ZM101 30H103V29H101ZM101 30H100V31H101ZM110 30H111V29H110ZM124 30H125V29H124ZM128 30H129V29H128ZM128 30H126V31H128ZM145 30H147V29H145ZM173 30H174V29H173ZM192 30H193V29H192ZM201 30H202V29H201ZM210 30H211V29H210ZM219 30H220V29L218 28V32H219ZM236 30H237V29H235V31H236ZM242 30H241V31H242ZM262 30H261V32H262ZM40 31H41V30H40ZM53 31H54V30H53ZM105 31H108V29L105 30ZM105 31H101V32H105ZM114 31H115V30H114ZM122 31H123V30H122ZM122 31H121V32H122ZM126 31H125V33H128V32H129V31H128V32H126ZM136 31H137V30H136ZM148 31H149V30H148ZM148 31H147V32H148ZM150 31H153V30L150 29ZM150 31H149L148 33H149V34H152ZM162 31H163V30H162ZM166 31H167V30H166ZM169 31H170V30H169ZM180 31H181V30L179 29V31L176 32V34H177V33L179 34ZM186 31H187V30H186ZM190 31H191V30H190ZM194 31H195V28H194V30H193V34H194ZM197 31H198V30H197ZM228 31H229V30H228ZM232 31H234L233 28H232ZM38 32H39V31H38ZM91 32H92V30H91L89 33H91ZM119 32H120V31H119ZM131 32L134 34L135 30H134V32H133V31H131ZM158 32H160V31L158 30ZM170 32H171V31H170ZM170 32H169V33H170ZM182 32H183V31H181V34H182ZM195 32H196V31H195ZM198 32H199V31H198ZM203 32H204V31H203ZM215 32H216V31H215ZM236 32H237V33H240V32H238V31H236ZM242 32H243V33H244V32H248V29L245 30V31L243 30ZM250 32H251V29H250ZM40 33H41V32H40ZM42 33H44V32L42 31ZM45 33H46V32H45ZM45 33H44V34H45ZM58 33H60V31H59ZM87 33H88V32H87ZM110 33H113V31L110 32ZM110 33H109V34H110ZM132 33H131V34H132ZM135 33L138 34L139 31H138V33H137V32H135ZM140 33H141V30H140ZM144 33H146V31H145ZM153 33H154V34H152V36L155 35L157 38L160 37V36H159V37L157 36L158 33L154 32V31H153ZM155 33H156L157 35H156ZM164 33H166V32L164 31ZM164 33H163V36H162V37H165V38H166V35H165ZM169 33H168V34H169ZM173 33H174V31H173ZM173 33H171V34H173ZM187 33H188V31H187ZM189 33H192V31L189 32ZM189 33H188V34H189ZM216 33H217V32H216ZM219 33H220V32H219ZM219 33H218V34H219ZM231 33H233V32H231ZM231 33H230V34H231ZM251 33H252V32H251ZM251 33H250V34H251ZM259 33H260V32H259ZM38 34H39V33H38ZM38 34H36L35 36H39V37H40V35H38ZM83 34H84V33H83ZM95 34H96V31H95V33H94V37H95V36H98L100 33H99L98 35H95ZM103 34H104V33H103ZM103 34H102V36L104 37L105 35H103ZM106 34H107V33H106ZM114 34H116V33H114ZM114 34H111V35H113V37H114ZM131 34H130V35H131ZM133 34H132V36H133ZM159 34H160V33H159ZM161 34H162V32H161ZM178 34H177V35H178ZM195 34H196V33H195ZM205 34H206V33H205ZM208 34H209V33H208ZM210 34H211V35H210V37H211V36H212V33H210ZM218 34H217V36H218ZM222 34H223V33H222ZM224 34H225V33H224ZM224 34H223V35H224ZM241 34H242V33H241ZM241 34H240V36H241ZM244 34H245V33H244ZM250 34H248L249 36H247L249 39L252 38V37H250ZM261 34H262V33H261ZM33 35H34V34H33ZM42 35H43V34H42ZM47 35H48V34H47ZM76 35H77V32H76ZM85 35H86V34H84V36H82V39H84L83 37H85ZM90 35H91V34H90ZM92 35H93V32H92ZM107 35H108V34H107ZM107 35H106V36H107ZM126 35L128 36L129 33L126 34ZM126 35H125V36H126ZM130 35H129V36H130ZM164 35H165V36H164ZM199 35H200V34H199ZM201 35H203V33H202ZM44 36H45V38H46V35H44ZM44 36H41L40 39H42ZM102 36H101V40L103 39ZM106 36L104 37L103 40H105L106 38H108V37H106ZM108 36H109V35H108ZM117 36H118V35H117ZM135 36H138V35H134V37H135ZM143 36H144V35H143ZM171 36H172V35H171ZM179 36H180V35H179ZM188 36H189V35H188ZM196 36H197V35H196ZM204 36H205V35H204ZM206 36H207V35H206ZM213 36H214V35H213ZM213 36H212V37H213ZM225 36H226V35H225ZM232 36H233V35H232ZM232 36H231V37H232ZM236 36H237V35H236ZM254 36H255V35H254ZM257 36H258V34H257ZM48 37H50V36H48ZM79 37H80V36H79ZM94 37H92V38L94 39ZM138 37L140 38V36H138ZM162 37H161V38H162ZM175 37H176V36H175ZM183 37H184V35H183ZM194 37H195V36H194ZM198 37L200 38V36H198ZM198 37H197V39H198ZM207 37H208V36H207ZM212 37H211V38H212ZM238 37H239V36H238ZM238 37H237V39H239ZM260 37H261V35H260ZM45 38H44V39H45ZM96 38H97V37H96ZM96 38H95V40H96ZM110 38H111V40H114V41L116 40V36L114 37V39H112V37H110ZM125 38H126V37H125ZM129 38H130V37H128L127 39H129ZM132 38H133V37H132ZM161 38H159V40H160ZM165 38H164V39H165ZM173 38H174V37L168 39V37H167L166 39H168V41L171 39V41H172ZM176 38H177V37H176ZM179 38H180V37H179ZM184 38H185V37H184ZM184 38H183V40H184ZM195 38H196V37H195ZM211 38H210V41H211ZM214 38H215V37H213L212 40H213ZM216 38H217V37H216ZM224 38H225V37H224ZM226 38H227V37H226ZM234 38H235V37H234ZM242 38H243V37H242ZM242 38H240V39H242ZM244 38H245V36H244ZM254 38H255V37H254ZM254 38H253L252 40H254ZM263 38H264V37H263ZM1 39H2V38H1ZM4 39H5V38H4ZM80 39H81V37H80ZM80 39H77V38H76V42H77V41L80 42V41H81ZM86 39L88 40L89 37L86 38ZM86 39H84V41H85ZM120 39H124V37H122V38H120ZM120 39H119V41H118V38H117V40H116L117 43L120 42V41H122V40H120ZM141 39H142V38H141ZM141 39H140V40H141ZM148 39H149V38H148ZM150 39H151V38H150ZM150 39H149V40H150ZM164 39H161V40H164ZM181 39H182V38H181ZM181 39H180V40H181ZM185 39H186V38H185ZM187 39H189V38H187ZM192 39H193V38H192ZM205 39H206V38H205ZM208 39H209V38H208ZM217 39L220 40V41H225V40H223V39H219V38H217ZM245 39H246V38H245ZM249 39H248V40H249ZM255 39H257V42L260 41V40L258 41V39H259L258 37L255 38ZM261 39H262V38H261ZM2 40H3V39H2ZM2 40H1V41H2ZM89 40H91V39H89ZM95 40H94V41H95ZM129 40H131V39H129ZM152 40H154V38H153ZM152 40H151V41H152ZM159 40H158V41H159ZM173 40H174V39H173ZM198 40H199V39H198ZM201 40H202V37H201ZM36 41H38V40H36ZM44 41H45V40H44ZM44 41L41 42L42 45H43ZM48 41H49V39H48ZM71 41H72V39H71ZM74 41H75V40H74ZM82 41H83V40H82ZM84 41H83V42H84ZM108 41L110 42V39H108ZM114 41H113V42H114ZM126 41H127V40H126ZM131 41H132V40H131ZM137 41H139V40H137ZM137 41H136V42H137ZM144 41H145V40H144ZM164 41H165V40H164ZM166 41H167V40H166ZM168 41H167V43L169 44L171 41H170V42H168ZM174 41H175V40H174ZM189 41H192V40L189 39ZM189 41H186V44H183V45H187V42H189ZM193 41H194V39H193ZM202 41H203V40H202ZM244 41H245V40H244ZM255 41H256V40H255ZM2 42H3V41H2ZM5 42H6V41H5ZM85 42H86V44H87V43H88V44H89V43H92V42H90V41H89V42L85 41ZM105 42H106V41H105ZM109 42H108V43H109ZM111 42H112V41H111ZM122 42H124V41H122ZM139 42H140V41H139ZM149 42H150V41H149ZM177 42H179V39H178ZM182 42H184V41H182ZM205 42H206V41H205ZM226 42H227L226 44H230L229 47H230V49H231V43H228L229 41H226ZM230 42H231V41H230ZM252 42H253V44H254V41H252ZM260 42H261V41H260ZM260 42H259V43H260ZM9 43H11V42H9ZM38 43H39V42H38ZM41 43H39L40 46H41ZM45 43H47V42H45ZM95 43H96V42H95ZM106 43H107V42H106ZM108 43H107V46H108ZM127 43H128V42H127ZM137 43H138V42H137ZM145 43H146V42H145ZM159 43H164V42L162 41V42H159ZM175 43H176V42H174V44H175ZM193 43H195V42H193ZM212 43H213V42H212ZM214 43H216V40H214ZM214 43H213V44H214ZM219 43H221V42H219ZM233 43H234V42L232 41V44H233ZM255 43H256V42H255ZM259 43H258V45H259ZM2 44H3V43H2ZM6 44H7V43H6ZM77 44H78V43H77ZM80 44H81V43H80ZM98 44H99V43H98ZM100 44H101V43H100ZM100 44H99V45H100ZM109 44H110V43H109ZM119 44H120V43H119ZM119 44H118V46H120V45H124V47L127 45V44L125 45V44H123V43L120 44V45H119ZM152 44H153V43H152ZM181 44H182V43H181V41H180V46H181ZM197 44H199V43L196 42V43L193 44V45H197ZM201 44H204V41H203V43H201ZM239 44H240V42H239ZM239 44H238V45H239ZM250 44L252 45V43H250ZM263 44H264V43H263ZM78 45H79V44H78ZM83 45H84V44H82V46H83ZM112 45H113V44H111V46H112ZM114 45H115V43H114ZM116 45H117V44H116ZM141 45H142V44H141ZM149 45H151V43H149ZM169 45H170V44H169ZM177 45L179 46V43H177ZM189 45H190V44H189ZM205 45H207V44H205ZM251 45H250V46H251ZM2 46H4V45H2ZM11 46H12V45H11ZM16 46H17V45H16ZM44 46H47V45L45 44V45H43V47H42V46H41V47L44 48ZM102 46H103V42H102ZM105 46H106V45H105ZM111 46H109V51L111 50V53H115V51H112V50H115V49H116V46H115L114 49H110ZM137 46H138V45H137ZM145 46H146V45H144V47H145ZM156 46H157V45H156ZM156 46H155V48H156ZM159 46H160V45H159ZM163 46H165V45H163ZM167 46H168V45H167ZM167 46H166V48H167ZM173 46H174V45H173ZM199 46H200V45H199ZM208 46H210V44H208ZM235 46H236V45H234L233 48H234ZM241 46H242V45H241ZM255 46H256V44H255ZM255 46H253V47H255ZM41 47H40V48H41ZM84 47H85V46H84ZM89 47H91V46H87V49H88ZM112 47H113V46H112ZM122 47H123V46H122ZM122 47H121V48H122ZM124 47H123V48H124ZM144 47H142V48H144ZM147 47H148V46H147ZM169 47H171L170 49H172V48L177 47V46H176V44H175L174 47H172L171 45H170ZM169 47L167 48L168 51H170V50H169ZM185 47H186V46H185ZM193 47L195 48V50H199V48H202L203 46H202V45H201L200 47L197 46L198 49H196V48H197L196 46H193ZM193 47H192V49H193L192 51H194V48H193ZM204 47H205V46H204ZM204 47H203V48H204ZM220 47H221V46H220ZM239 47H240V46H239ZM244 47H245V46H244ZM244 47H240V49H243ZM262 47H263V46H262ZM18 48H19V45H18ZM93 48H94V47H93ZM104 48H106V47H104ZM118 48L120 49V47H118ZM118 48H117V49H118ZM125 48H127V50H128V47H127V46H126ZM129 48H130V47H129ZM150 48H151V47H150ZM150 48H149V49H150ZM178 48H179V50H177V51H179L178 54H179V55H182V54H183V56L186 55V54L188 53V51L191 50V48H190V50H188V51L185 50V51H187V53L184 54V53H181V51H180L182 47H181V48L178 47ZM186 48H187V47H186ZM209 48H211V47H209ZM212 48H213V47H212ZM212 48H211V49H212ZM216 48H217V47H216ZM246 48H247V46H246ZM246 48H244V49H246ZM248 48H249V47H248ZM255 48H256V47H255ZM9 49H10V48H9ZM15 49H16V47H15ZM87 49H85V50H87ZM90 49H91V48H90ZM90 49H88V51H90ZM95 49H98V47L95 48ZM100 49H102V48H101V45H100ZM106 49H107V48H106ZM106 49H105V50H106ZM117 49H116V50H117ZM119 49H118V50H119ZM176 49H177V48H175V53H176ZM182 49H183V48H182ZM206 49L208 50V47H205V50H206ZM211 49H210V50H211ZM235 49H236V48H234L233 51H234ZM12 50H13V48H12ZM120 50H121V49H120ZM120 50H119V51H120ZM124 50H125V49H124ZM124 50H123V51H124ZM151 50H152V48L150 49V53H151ZM155 50H156V54L158 55L157 50H159V48H157V49H155ZM213 50H214V49H213ZM217 50H219V49H217ZM217 50L215 49V50H214V53H215V51H217ZM220 50H221V48H220ZM226 50H227V47H226ZM13 51H15V53H16V50H13ZM92 51H93V50H92ZM98 51H99V50H98ZM100 51H101V50H100ZM102 51H103V49H102ZM102 51H101V53H102ZM109 51H108V54H109ZM119 51H118V53H119ZM123 51H122V53H123ZM129 51H130V53H128V51H124V54H125V53L128 54V55L130 54L129 56H131V54L135 55L134 53H135L136 49H135L134 51H131V50H129ZM137 51H138V50H137ZM148 51H149V50H148ZM162 51H164V49H163ZM166 51H167V50H166ZM168 51H167V53H165V51H164V54H165V55H166V54H169ZM172 51H173V49L171 50V53H170L171 55H172ZM231 51H232V50H231ZM243 51H244V50H243ZM248 51H249V50H248ZM248 51H247V53H248ZM262 51H263V50H262ZM11 53H12V51H11ZM94 53L96 54L97 51L95 50ZM101 53H100V54H101ZM104 53H105V51H104ZM111 53H110V54H111ZM122 53H120V54L122 55ZM153 53H154V50H153ZM153 53H152V55L155 54V53H154V54H153ZM159 53H161L160 50H159ZM194 53L196 54V51H194ZM198 53L200 54V51H198ZM205 53H207V51H205ZM205 53H204V51H202L201 54H202V55L204 54V55L208 58L207 54H205ZM208 53H209V50H208ZM221 53H223V50H221ZM237 53H238V50H237ZM49 54H50V53H48V55H49ZM83 54H84V53H83ZM95 54H93V55H95ZM116 54H117V51H116ZM136 54H137V53H136ZM138 54H139V53H138ZM148 54H149V53H147V55H148ZM162 54H163V53H162ZM164 54L161 55V56H164ZM178 54H176V55L178 56ZM190 54H191V53H190ZM211 54H212V51H211ZM211 54H210V55H211ZM224 54H227V53H225V51H224L223 54H219V53H218V56H219V55H220V56L222 55L221 58H223V55H224ZM248 54H249V53H248ZM15 55H17V53H16ZM76 55H77V54H76ZM79 55H81V54L79 53ZM139 55H140V54H139ZM174 55H175V54H174ZM187 55H188V54H187ZM192 55H194V54H192ZM204 55H203V56H204ZM238 55H239V54H238ZM241 55H242V54H241ZM243 55H244V54H243ZM249 55H250V54H249ZM251 55H252V54H251ZM12 56H14V54H13ZM85 56H86V55H85ZM85 56H84V57H85ZM97 56H98V53H97ZM117 56H118V54H117ZM129 56H128V57H129ZM135 56H136V58H139V57H137V55H135ZM135 56L133 57V59L135 58ZM148 56H149V60H150V57H153V56H150V55H148ZM148 56H146V57H148ZM161 56H156L155 58L153 57V59H155V60H153V61H155L156 63H158V62L156 61V60H157L156 58H158V57L160 58ZM167 56H169V55H166V58H167ZM188 56H189V55H188ZM205 56H204V57H205ZM215 56H216V55H215ZM220 56H219V57H220ZM226 56H227V55H226ZM228 56H230V55H228ZM231 56H232V55H231ZM233 56H234V55H233ZM233 56H232V57H233ZM259 56H260V55H259ZM92 57H93V56H92ZM99 57H101V56H99ZM142 57H143V56H141L140 58H142ZM170 57H171V56H170ZM189 57H190V56H189ZM199 57H200V56H199ZM206 57H205V59H206ZM211 57H212V56H211ZM219 57H218V59H219ZM232 57H231V58H232ZM260 57H261V56H260ZM86 58H87V56L85 57V60H87ZM126 58H127V57H126ZM136 58H135V60H136ZM161 58H162V57H161ZM161 58H160V59H161ZM163 58H164V57H163ZM178 58L181 59V57H178ZM185 58L188 59V57H186V56H185ZM201 58H202V57H201ZM201 58H200V59H201ZM213 58L216 59V57H214V56H213ZM235 58L237 59L238 57H235ZM235 58H234V60H236ZM245 58H246V57H245ZM250 58H251V56H250ZM250 58H249V60H250ZM261 58H262V57H261ZM81 59H82V58H81ZM93 59H94V58H93ZM131 59H132V57H131ZM131 59H130V61H131ZM133 59H132V60H133ZM160 59H158V60H160ZM170 59H172V58H170ZM170 59L168 58V61H169ZM189 59H191V62L194 61V60H192V58H189ZM193 59H194V57H193ZM196 59H197V58H196ZM202 59H203V58H202ZM214 59H213V60H214ZM218 59H216V61H217ZM227 59H229V57H228V58H225V60H227ZM232 59H233V58H232ZM239 59H242V58H239ZM251 59H252V58H251ZM127 60H128V58H127ZM135 60H133V61L135 62ZM138 60H139V59H138ZM138 60H136V61H138ZM144 60L147 61V59H143V60H142V63H139V62L141 61V59H140V61L138 62V64H140V65H138V64L135 62V64H137L136 66H137L138 68H140L139 66H142V65H143ZM149 60H148L147 62H148V63H151V61H149ZM161 60H163V59H161ZM161 60H160V61H161ZM165 60H166V59H165ZM183 60H184V59H183ZM206 60H207V59H206ZM209 60H211V59L209 58ZM221 60H222V59H221ZM223 60H224V59H223ZM223 60H222V61H223ZM230 60H231V59H230ZM234 60H232V61H234ZM242 60H243V59H242ZM242 60H241V62H242ZM244 60H247V58L244 59ZM244 60H243V61H244ZM253 60H255V59H253ZM263 60H264V59H263ZM93 61H94V60H93ZM168 61L166 60V61H164V62L168 63ZM170 61H171V60H170ZM170 61H169V63L171 64ZM175 61H176V60L173 61V64H174ZM180 61L182 62V64L179 63ZM180 61H179L178 63H179L181 66H183V64H184V66L186 65L185 62L183 63L182 59H181ZM185 61H186V60H185ZM188 61L190 62V60H188ZM188 61H186V62H188ZM197 61H199V60L197 59ZM197 61H196V64H197ZM203 61H205V60H203ZM211 61H212V60H211ZM232 61H227V62L230 63V62H232ZM236 61H237V60H236ZM238 61H239V60H238ZM238 61H237V63H238ZM258 61H259V60H258ZM134 62H132V65H135V64H133ZM155 62H154V64H155ZM191 62H190V63H191ZM208 62L212 64V62H210V61H208ZM217 62H218V61H217ZM217 62H216V63H217ZM259 62H260V61H259ZM92 63H95V62H92ZM128 63H129V61H128ZM130 63H131V62H130ZM130 63H129V64H130ZM152 63H153V62H152ZM160 63H161V62H160ZM169 63H168V64H169ZM175 63H176V62H175ZM198 63H200V62H198ZM201 63H203V62L201 61ZM213 63H214V61H213ZM220 63H221V62H220ZM232 63H233V62H232ZM232 63H231V64H232ZM237 63H236V64H237ZM242 63H243V62H242ZM247 63H248V61H247ZM261 63H263V61H261ZM261 63H259V64L261 65ZM145 64H146V63H145ZM168 64H167V66H166V65H165V66L168 67ZM170 64H169V65H170ZM173 64H172V65H173ZM193 64H195V63H193ZM205 64L208 65L207 62H205ZM205 64H203V66H206ZM248 64H249V63H248ZM248 64H247V65H248ZM252 64H253V62H252ZM255 64H256V63H255ZM257 64H258V63H257ZM156 65H157V64H156ZM158 65H159V64H158ZM163 65H164V64H163ZM172 65H171V66H172ZM188 65H189V64H188ZM190 65H191V64H190ZM200 65L202 66V64H199V66H200ZM209 65H210V64H209ZM212 65H213V64H212ZM212 65H210V67H212ZM220 65H222V63H221V64H218V66H220ZM224 65H225V64H224ZM234 65H235V64H234ZM237 65H239V63H238ZM245 65H246V64H245ZM262 65H264V64H262ZM146 66H147V65H145V67H146ZM149 66L153 67L154 65L152 64V65H149ZM159 66H160V65H159ZM227 66H228V65H227ZM240 66H243V65L241 64V65H239V67H240ZM254 66H256V65H254ZM151 67H150V68L147 67V70H148V68L151 69ZM155 67H156V66H155ZM160 67H162V64H161ZM172 67H173V66H172ZM191 67H192V66H191ZM193 67H194V65H193ZM214 67H216V66L214 65ZM235 67H236V66H235ZM246 67H248V69L245 68V67H244V68L248 71L250 66H246ZM251 67H252V66H251ZM126 68H129V67L126 66ZM143 68H144V66H143ZM156 68H158V66H157ZM156 68H155V69H156ZM194 68H196V66H195ZM194 68H193V70H195ZM199 68H200V67H199ZM204 68H206V67H204ZM204 68H203V71H205ZM208 68H209V66H208ZM217 68H218V67H217ZM222 68H223V67H222ZM231 68H232V67H231V65H230L229 69H231ZM129 69H130V68H129ZM131 69H133V68H131ZM140 69H141V68H140ZM140 69H137V70H135L134 72H138V70L140 71ZM153 69H154V68H153ZM153 69H152V70H153ZM160 69H162V68H160ZM167 69L170 70V67L167 68ZM167 69H165V71H166ZM218 69H219V71H220L219 73H221V75H222L223 72H222V70H220L221 68H218ZM223 69H225V68H223ZM234 69H235V68H234ZM237 69H239V68H237ZM237 69H235V74L233 73L234 76H235L236 73H237V72H236ZM240 69H241V68H240ZM242 69H243V68H242ZM242 69H241L240 71L244 74V70H242ZM133 70H134V69H133ZM145 70H146V69H145ZM145 70H144V72L141 70V72H143L142 74H144V73L146 74ZM147 70H146V71H147ZM162 70H163V69H162ZM206 70H207V68H206ZM210 70H211V69L209 68V71H210ZM212 70H213V69H212ZM215 70H216V69H215ZM215 70L211 71V73L214 72ZM129 71H131V70H129ZM154 71L157 72L158 70H157V71L154 70ZM154 71H152V72H154ZM167 71H168V70H167ZM181 71H182V70H181ZM195 71H196V70H195ZM201 71H202V67H201ZM237 71L239 72V70H237ZM250 71H251V70H250ZM253 71H254V70H253ZM257 71H259V69H258ZM257 71H254V73L256 72L255 74H256V75H259L260 72H257ZM261 71H262V70H261ZM263 71H264V70H263ZM149 72H150V71H149ZM149 72L146 74L147 76H149V75L153 76V75H154L153 73H150V74H149ZM182 72H183V71H182ZM216 72H217V71H216ZM226 72H227V71H226ZM228 72H229V71H228ZM231 72H232V71H231ZM245 72H246V71H245ZM130 73L134 75L133 71L130 72ZM139 73H140V72H139ZM157 73H158V72H157ZM159 73H161V71H159ZM159 73H158V75H159ZM165 73H166V72H165ZM203 73H204V72H203ZM206 73H207V71H206ZM239 73H240V72H239ZM239 73H238V74H239ZM254 73H253V74H254ZM257 73H259V74H257ZM263 73H264V72H263ZM135 74H136V73H135ZM148 74H149V75H148ZM224 74H225V73H224ZM240 74H241V73H240ZM248 74H249V71H248ZM155 75H156V77L158 78L157 74H155ZM162 75H163V71H162ZM183 75H184V74H183ZM217 75H218V74H217ZM219 75H220V74H219ZM225 75H226V74H225ZM227 75H229V74H227ZM227 75H226V76H227ZM231 75H232V74H231ZM231 75H230V77H231ZM260 75H261V74H260ZM263 75H264V74H263ZM263 75L261 76L262 78H264ZM136 76H137V75H136ZM151 76H150L149 79H150V80H154V79H152L153 77H151ZM210 76H211V75H210ZM215 76H216V74H215ZM215 76H213V77H215ZM240 76H242L241 78H243V76H245L244 79H246V78H247L246 76H248V75H240ZM138 77H140V76L138 75ZM138 77H134V78L137 79ZM142 77H143V76H142ZM159 77H160V75H159ZM163 77H164L165 80H166V78H167V80H168V78L171 79L170 76H168V77L166 76V77H165V76L163 75L162 78H163ZM173 77H174V76H173ZM180 77H181V75H180ZM180 77H179V78H180ZM216 77H217V76H216ZM216 77H215L214 79H216ZM221 77H222V76H221ZM221 77L218 76V79H216V80L219 81V78H221ZM227 77H228V76H227ZM230 77H228V78H230ZM248 77H249V76H248ZM256 77H257V76H256ZM261 77H259V78H261ZM140 78H141V77H140ZM145 78H146V77H145ZM154 78H155V77H154ZM157 78H156V79H157ZM231 78H232V77H231ZM233 78H234V77H233ZM143 79H144V77H143ZM143 79H142V80H143ZM149 79H148V80H149ZM160 79H161V78H160ZM160 79L158 78L159 81H160ZM173 79H174V78H173ZM176 79H178V78H176ZM225 79H226V81L220 79V80H222V81H220V82L222 83L223 81H225V85L228 86L229 83L227 82V78L225 77ZM244 79H243V80H244ZM248 79H249V78H248ZM248 79H246V80H248ZM137 80H140V79L138 78ZM158 80H156V81H158ZM161 80H163V79H161ZM229 80H232V79H229ZM238 80H239V79H238ZM132 81H133V80H132ZM134 81H136V80H134ZM140 81H141V80H140ZM140 81H138V83L136 82V84H137V85L140 84ZM144 81H145V80H144ZM154 81H155V80H154ZM236 81H237V80H235V82H236ZM240 81H241V80H240ZM240 81H239V82H240ZM249 81H250V80H249ZM254 81H255V80H254ZM142 82H143V81H142ZM150 82L152 83V81H150ZM173 82H175V81H173ZM226 82H227L228 84H227ZM233 82H234V81H233ZM235 82H234V83H235ZM243 82H244V81H243ZM263 82H264V80L262 81V84H263ZM156 83L159 84V82H156ZM215 83H216V82H215ZM241 83H242V82L238 83V81H237V84H238V85H239V84H240V85H243V84H241ZM248 83L250 84V82H248ZM133 84H134V83H133ZM136 84H135V85H136ZM145 84H146V83H145ZM145 84H144V85H145ZM147 84H148V82H147ZM152 84H154V83H152ZM245 84H246V81H245ZM257 84H258V83H257ZM155 85H157V84H155ZM240 85H239V86H240ZM141 86H143V84H141ZM152 86H154V85H152ZM239 86H238V87H239ZM246 86H247V85H246ZM250 86H251V85H250ZM250 86H249V87H250ZM238 87H237V88H238ZM247 87H248V86H247ZM160 88H161V87H160ZM228 88H230V86H229ZM232 88H233V86H232ZM243 88H244V87H243ZM245 88H246V87H245ZM260 88H263V86L260 87ZM260 88H259V89H260ZM238 89H239V88H238ZM248 89H250V88H248ZM230 90H231V89H230ZM232 90H233V89H232ZM232 90H231V92H233L234 90H237V89L235 88L233 91H232ZM246 90H247V89H246ZM251 90H252V89H250V91L248 90L249 93L251 92ZM261 90H262V89H261ZM261 90H260V91H261ZM263 90H264V89H263ZM263 90L261 91L262 93H263ZM240 91H242V90H240ZM243 91H244V90H243ZM258 91H259V90H258ZM258 91H257V90H256V91L252 90V93L257 92V93L259 94L260 91H259V92H258ZM231 92H230V93H231ZM234 92H235V91H234ZM238 92H239V91H238ZM244 92H245V91H244ZM244 92H242V93H244ZM112 93H113V92H112ZM239 93H240V92H239ZM239 93L236 92L235 94H238V95H239ZM257 93H256V94H257ZM109 94H110V98H108V100L110 99L109 101L111 102L112 95H113L114 93L111 94V92H110ZM231 94H234V93H231ZM244 94H247V95H250V96H251V93L248 94V93L245 92ZM256 94H252V95H256ZM258 94H257V95H258ZM260 94H261V93H260ZM114 95H115V94H114ZM116 96H117V94H116ZM116 96H114V99H116V98L118 97V96H117V97H116ZM231 96H232V95H231ZM240 96H241V93H240ZM242 96H243V94H242ZM242 96H241V97H242ZM244 96H246V95H244ZM258 96H259V95H258ZM262 96H263V97H262ZM262 96L260 95V97H258V101L261 99V97L264 98V95H262ZM115 97H116V98H115ZM246 97H249V96H246ZM246 97H244V98H246ZM252 97H253V101H254V98H255V97L257 98V96H255V97L252 96ZM242 98H243V97H242ZM256 98H255V103L258 102V101H256V100H257ZM118 99H119V97H118ZM247 99H248V98H247ZM250 99H251V98H250ZM250 99H249L248 101H250ZM108 100H105V101L108 102ZM238 100H240V97H239ZM262 100H263V99H262ZM262 100H261L260 104H262V103L264 102V101L262 102ZM114 101H115V100H114ZM114 101H113V102H114ZM240 101H243V99L240 100ZM253 101H252V99H251V102H252V103H253ZM103 102H104V101H103ZM103 102H102V103H103ZM113 102H112V103H113ZM102 103H100V104L102 105ZM104 103H105V102H104ZM112 103H111V104H112ZM114 103H118V102H114ZM119 103H120V102H119ZM258 104H259V103H258ZM260 104H259V105H260ZM103 105H105V104H103ZM112 105L114 106L115 104H112ZM263 105H264V103H263ZM107 106H108V105H107V103H106V107H107ZM118 106H119V104H118ZM263 107H264V106H263ZM263 107H262V108H263ZM113 108H114V107H113ZM260 108H261V105H260ZM262 110H263V109H262ZM176 113H177V111H176ZM176 113H174V114H176ZM255 117H256V116H255ZM258 119H259V118H258ZM251 122H252V121H251ZM250 125L252 126V124H250ZM248 126H249V125H248ZM251 126H249V127L251 128ZM122 132L124 133V131H122ZM55 156H56V155H55ZM56 158H57V159H56ZM55 159L57 160V162H58V160H60V159H58V157H55ZM58 163H59V162H58ZM62 164H65V163H62ZM62 164H61L60 166H62ZM57 166H58V165H56V168H55V169H58ZM63 166H64V165H63ZM47 167H49V166H47ZM51 168H52V172H53L54 167H51ZM61 168H64V167H61ZM49 170H50V167H49ZM65 170H66V169H65ZM45 171H47V169H46ZM55 171H56V170H55ZM55 171H54V172H55ZM58 171H59V169H58ZM48 173L50 174V172H48ZM55 173H56V172H55ZM55 173H54V174H55ZM58 173H59V172H58ZM62 173H64V172H62ZM54 174H53V175H54ZM60 175H61V174H60ZM60 175H59V174H58V175L56 174V176H60ZM61 176H62V175H61ZM63 176H64V175H63ZM63 176H62V177H63ZM50 177H51V176H50ZM67 177H68V176H67ZM51 178H53V177H51ZM58 178H61V177H58ZM58 178L55 177V180L57 181ZM64 178H66V177H64ZM62 179H63V178H62ZM55 180L52 179V182H54ZM69 180H70V179H69ZM71 180H72V179H71ZM58 181H60V180H58ZM58 181H57L56 183H58ZM72 181H73V180H72ZM67 182H68V181L66 180V183H67ZM56 183L54 182V184H56ZM64 183H65V182H64ZM66 183H65V184H66ZM59 184H60V182H59ZM65 184H63V185L66 186L67 184H66V185H65ZM72 184H73V183H72ZM107 184H108V183H107ZM70 185H71V184H70ZM105 185H106V184H105ZM108 185H109V184H108ZM108 185H107V186H108ZM52 186H53V185H52ZM74 186H75V185H74ZM119 186L121 187V185H119ZM119 186H118V187H119ZM55 187H56V186H55ZM55 187H54V188H55ZM58 187L61 188V184H60V186H58ZM69 187H70V186H69ZM124 187H125V186H124ZM56 188H57V187H56ZM60 188H59V189H60ZM121 188H122V187H121ZM57 189H58V188H57ZM93 189H94V188H93ZM95 189L97 190L98 188H95ZM95 189H94V190H95ZM107 189L109 190V189H110V186H109V188H107ZM63 190H64V188H63ZM99 190H100V189H99ZM104 190H105V187H104ZM108 190H105V192L108 191ZM111 190H112V189H111ZM117 190H118V188H117ZM117 190H116V191H117ZM124 190H126V188H124ZM124 190H123V191L121 190V191H122V192H121L120 189H119V192L123 193ZM73 191H74V190H73ZM75 191H76V190H75ZM126 191H128V190H126ZM132 191H133V190H132ZM77 192H78V191H77ZM100 192H101V190H100ZM110 192H111V191H110ZM110 192H109V193H110ZM117 192H118V191H117ZM133 192L136 193V191H133ZM133 192H132V193H133ZM158 192H159V191H158ZM89 193H90V192H89ZM94 193H96V192L94 191ZM103 193H104V192H103ZM106 194H107V193H106ZM111 194H112V192H111ZM123 194H124V193H123ZM125 194H126V192H125ZM130 194H131V192L129 193V195H130ZM146 194H147V193H146ZM92 195H93V194H92ZM104 195H105V194H104ZM121 195H122V194H121ZM121 195H119V196H121ZM127 195H128V194H126V196H127ZM96 196H98V194H97ZM106 196H107V195H106ZM122 196H123V195H122ZM94 197H95V196H94ZM94 197H91V198H94ZM104 197H105V196H104ZM108 197H109V195H108ZM108 197H106V198L108 199ZM116 197H118V196L116 195ZM116 197H115V198H116ZM99 198H102V197L99 196ZM115 198H114V199H115ZM118 198H121V197H118ZM126 198H127V197H126ZM126 198H125V199H126ZM89 199H90V197L88 198V200H89ZM96 199H98V197H96ZM110 199H111V197H110ZM116 199H117V198H116ZM125 199H124V201H125ZM91 200H92V199H91ZM94 200H95V198H94ZM98 200H99V199H98ZM98 200H97V201H98ZM103 200H104V199H103ZM112 200H113V199H112ZM148 200H149V199H148ZM148 200H147V201H148ZM89 201H90V200H89ZM92 201H93V200H92ZM92 201H90V202H92ZM95 201H96V200H95ZM105 201H106V200H105ZM116 201H117V200H116ZM120 201H121V200H120ZM129 201H130V200H129ZM93 202H94V201H93ZM93 202H92V203H93ZM110 202H111V201H110ZM122 202H123V201H122ZM125 202H126V201H125ZM149 202H151V200H149ZM97 203H98V202H97ZM99 203H100V201H99ZM106 203H107V202H106ZM106 203H104V204L106 205ZM118 203H119V202H118ZM93 204H94V203H93ZM93 204H92V205H93ZM95 204H96V203H95ZM101 204H103V202L100 203V205H101ZM104 204H103V206H101V208H105V207H104ZM108 204H109V203H107V205H108ZM110 204H112V202H111ZM121 204H122V203H121ZM126 204H127V203H125V205H126ZM129 204H130V203L128 202V205H129ZM138 204H139V203H138ZM149 204H150V203H149ZM96 205H97V204H96ZM96 205H95V206H96ZM98 205H99V204H98ZM107 205H106V206H107ZM90 206H91V204H90ZM110 206H111V205H110ZM113 206H114V205H113ZM113 206H112V207H113ZM116 206H117V204H116ZM130 206H131V204H130ZM99 207H100V206H99ZM108 207H109V206H107V208H108ZM122 207H125V206H122ZM122 207H121L120 209H122ZM135 207H136V206H135ZM139 207H140V206H139ZM151 207H152V205H151ZM151 207H150V208H151ZM91 208L93 209V207H91ZM95 208H96V209H99L98 206L95 207ZM110 208H111V207H110ZM118 208H119V206H118ZM152 208H153V207H152ZM152 208H151V209H152ZM92 209H91V210H92ZM96 209H95V210H96ZM124 209H126V208H124ZM130 209H132V208H130ZM137 209H138V207H137ZM139 209H140V208H139ZM93 210H94V209H93ZM99 210H103V209H99ZM128 210H129V208H128ZM128 210H127V211H128ZM141 210H142V209H141ZM89 211H90V210H89ZM108 211H109L108 213H110L112 210H111V209H110V210L108 209ZM129 211H130V210H129ZM136 211H137V210H136ZM138 211H139V210H138ZM138 211H137V212H138ZM91 212H92V211H90V213H91ZM95 212H96V211H95ZM97 212H98V211H97ZM104 212H106V210H104ZM125 212H126V211H125ZM141 212L143 213V211H141ZM83 213H84V212H80L81 215H82ZM108 213H106L105 215H109ZM123 213H124V212H123ZM128 213H129V212H128ZM80 214H79V215H80ZM86 214H89V213L87 212ZM91 214H94V212L91 213ZM111 214L114 215V212H113V213H110V215H111ZM126 214H127V213H126ZM126 214H124V215L126 216ZM124 215H123V216H124ZM144 215H145V214H144ZM92 216H93V215H92ZM114 216H115V215H114ZM123 216H122V218H125V216H124V217H123ZM83 217H84V216H82V218H83ZM88 217H89V219H90L91 215H89V216L85 215L84 218L87 220ZM95 217H96V216H95ZM102 217H104V215H103ZM109 217H110V216H109ZM112 217H113V216H112ZM140 217L142 218V215L139 216L140 221H142L143 219H141ZM105 218H106V217H105ZM116 218H117V217H116ZM137 218H138V217H137ZM80 219H81V218H78V220H79L78 222H79V223L81 222ZM85 219H84V220H85ZM92 219H96V218L91 217V220H92ZM110 219H111V218H110ZM110 219H108V220H110ZM120 219H121V218H120ZM81 220H82V219H81ZM106 220H107V219H106ZM112 220H113V219H111L110 221H112ZM115 220H116V219H115ZM117 220H118V219H117ZM88 221H89V220H88ZM88 221H87V223H88ZM92 221H93V220H92ZM99 221H100V219H99ZM99 221H97V222H99ZM101 221H102V220H101ZM103 221H104V220H103ZM124 221H125V220H124ZM124 221H119V222H124ZM136 221H137V220H136ZM37 222H38V221H37ZM83 222L86 223V221H83ZM83 222H82V223H83ZM95 222H96V220H95ZM95 222H92V223L94 224ZM116 222H117V221H116ZM116 222H115V223H116ZM129 222H130V221H129ZM129 222H128V223H129ZM134 222H135V221H134ZM144 222H145V218H144ZM82 223H81V224H82ZM87 223H86V224H87ZM89 223H90V222H89ZM92 223H91V224H92ZM110 223H111V222H110ZM136 223H137V222H136ZM138 223H139V222H138ZM145 223H146V222H145ZM91 224H88V225H91ZM95 224H97V223H95ZM95 224H94V225H95ZM98 224H101V222H99ZM98 224H97V225H98ZM111 224H112V223H111ZM119 224H120V223H119ZM133 224H134V223H133ZM140 224H141V223H140ZM140 224H139V225H140ZM105 225H108V224L106 223ZM117 225H118V223H117ZM125 225H126V224H125ZM128 225H129V224H128ZM2 226H3V225H1L0 227H2ZM82 226H84V224H82ZM92 226H93V225H92ZM98 226H99V225H98ZM98 226H97V227H98ZM102 226H104V224H102ZM108 226H110V225H108ZM131 226H133V225L131 224ZM131 226H130V227H131ZM3 227H4V226H3ZM85 227H86V225H85ZM89 227H90V226H89ZM105 227H107V226H105ZM105 227H104V229H105L104 232H109V233L111 232V233H113V232L115 231V230H114L113 232H112V231H106V228H105ZM133 227H134V226H133ZM87 228H88V226H87ZM90 228H92V227H90ZM90 228H89V229H90ZM113 228H114V227H113ZM115 228H119V226H118V227L115 226ZM123 228H124V226H123ZM138 228H139V227H138ZM5 229H6V227H4V229L1 230V232H3ZM12 229H13V228H12ZM98 229H99V231H100V230L102 229V227H101V229H100V228H98ZM98 229H97V230H98ZM109 229H110V227H109ZM42 230H43V229H41L40 231L43 232ZM91 230H92V229H91ZM111 230H112V229H111ZM117 230H118V229H117ZM122 230L124 231V229H122ZM134 230L136 231L137 228L134 229ZM138 230H139V229H138ZM6 231H8V230H6ZM6 231H5V232H6ZM15 231H17V230L15 229ZM19 231H20V230H18V232H19ZM21 231H23V230H21ZM44 231H46L45 233H47L48 230H44ZM85 231H86V230H85ZM101 231H103V230H101ZM101 231H100V232L97 231V233L100 234V233H102ZM123 231H122V232H123ZM5 232H4V234H6ZM8 232H9V231H8ZM8 232H7V234L9 235ZM12 232L14 233V229H13ZM35 232H36V231H35ZM38 232H39V231H38ZM38 232H36V234H38V235H40V234L43 235V234H44V232H43V234H42L41 232H40V234H39ZM48 232H49V235H50L51 232H50V231H48ZM86 232H87V231H86ZM92 232H93V231H92ZM94 232H95V230H94ZM131 232H132V231H131ZM20 233H21V232H20ZM109 233H107V235H109ZM115 233H116V231H115ZM128 233H130V232H128ZM136 233H137V232H136ZM136 233H135V235L138 234V233H137V234H136ZM139 233H140V232H139ZM7 234H6V235H7ZM25 234L27 235L26 232H25ZM31 234H32V233H31ZM31 234H30V235H31ZM36 234H35V235H36ZM92 234L94 235V233H91L90 235H92ZM98 234H97L96 236H98ZM102 234H103V233H102ZM105 234H106V233H105ZM105 234H103V236H107V235H105ZM123 234H125V233L123 232ZM126 234H127V233H126ZM1 235H2V234H1ZM6 235H4V237H7ZM10 235H11V232H10ZM10 235L8 236V238L10 237ZM12 235H13V234H12ZM15 235H16V234H15ZM18 235L20 236V234H18ZM26 235H25V236H26ZM28 235H29V234H28ZM44 235H45V237H46V236L48 235V233H47V235H46V234H44ZM51 235H52V233H51ZM53 235H55V234H53ZM93 235H92V236H93ZM114 235H115V234H113V236H111V238L113 237V238L116 240L115 237H117L118 235H117V236H114ZM139 235H140V234H139ZM23 236H24V235H23ZM33 236H34V232H33ZM99 236H100V235H99ZM123 236H124V235H123ZM123 236H122V237H123ZM125 236H126V235H125ZM1 237H2V236H1ZM4 237H3L2 239H6V238H4ZM14 237H15V236H13V238H14ZM20 237H21V236H20ZM20 237H19V238H20ZM29 237H30V236H29ZM29 237H28V238H29ZM31 237H32V236H31ZM31 237H30V238H31ZM35 237H36V236H35ZM35 237H33V238H35ZM41 237H42V236H39V238H41ZM45 237H44V238L42 237V238H43V239H46V240L49 238V240H52L54 236H53V237L50 236L51 238H50L49 236H48L47 238H45ZM100 237H101V236H100ZM107 237H108V236H107ZM109 237H110V236H109ZM120 237H121V236H120ZM120 237H118V238H120ZM128 237H129V236H128ZM133 237H134V236H133ZM8 238H7V239H8ZM11 238H12V236H11L10 239H8L7 241L11 240ZM16 238H17V236H16ZM23 238H24V237H22V239H23ZM30 238H29V239H30ZM102 238H103V237H102ZM111 238H110V239H111ZM113 238H112V239H113ZM125 238H126V237H125ZM137 238H138V237H137ZM137 238H136V239H137ZM22 239H21V240H22ZM26 239H27V238L25 237V239H23L22 241H24V240H26ZM35 239H36V238H35ZM35 239H34V240H35ZM43 239H41L40 242H44V241H42ZM107 239H108V238H106V240H107ZM110 239L108 240V242L112 240V239H111V240H110ZM121 239L124 240V241H125V240L127 241L128 238H126V239L121 238ZM131 239H132V233H131ZM134 239H135V237H134ZM31 240H33V239L31 238ZM31 240H30V241H31ZM46 240H45V247H46V243H47ZM49 240H47V241H49ZM102 240H103V239H102ZM139 240H141V239H139ZM139 240H138V241H139ZM4 241L6 242V240H4ZM4 241H3V242H4ZM15 241H16V239L14 240V242H15ZM22 241H21V242H22ZM27 241H29V240H27ZM52 241H53V240H52ZM103 241H105V239H104ZM116 241H117V240H116ZM124 241H122V242H124ZM10 242H11V241H9V243H10ZM25 242H26V241H25ZM25 242H23V243H25ZM31 242H32V244H31L32 246H33V243H36V245H38V244L40 243V242L38 243V242H33V241H31ZM105 242H106V241H105ZM105 242H104V243H105ZM111 242H113V243L115 244V241H114V240L111 241ZM129 242H131V241H129ZM136 242H137V241H136ZM139 242H141V241H139ZM17 243H18V241H16L14 244L16 245ZM19 243H20V240H19ZM26 243L29 245L28 242H26ZM26 243H25V244H26ZM49 243H50V242H49ZM49 243H48V244H49ZM88 243H89V242H88ZM118 243H119V242H117V244H118ZM120 243H121V242H120ZM120 243H119V245H120ZM125 243H127V242H125ZM1 244H2V242H1ZM3 244H4V243H3ZM3 244H2V245H3ZM12 244H13V241H12ZM27 244H26V245H27ZM58 244H59V243H58ZM117 244H116V246L114 245L115 248L118 247ZM123 244H124V243H121L122 246H123ZM129 244H130V243H129ZM138 244H139V243H138ZM5 245H6V243H5ZM5 245H4V246H5ZM8 245H9V244H8ZM10 245H11V243H10ZM17 245H18V244H17ZM17 245H16V246H17ZM20 245H21V243H20ZM20 245H18V246L20 247ZM23 245H24V244H23ZM23 245H22V246H23ZM39 245H40V244H39ZM39 245H38V247H35V248H38V249H39V248H42V250H43V247H39ZM41 245H42V243H41ZM60 245H61V242H60ZM85 245H86V244H85ZM105 245H108V244H105ZM121 245H120V246H121ZM124 245L127 247L128 244H127V245L124 244ZM131 245H132V242H131ZM136 245H137V244H136ZM139 245H141V244H139ZM11 246H12V245H11ZM22 246H21V248H23L22 251L24 252V250H25L24 247H25V246H24V247H22ZM29 246H30V245H29ZM34 246H35V244H34ZM34 246H33V247H34ZM43 246H44V245H43ZM58 246H59V245H58ZM74 246L76 247V245H74ZM82 246H83V245H81V247H82ZM109 246H112V247H113V245H112L111 243H109ZM109 246H108V247H109ZM120 246H119V247H120ZM122 246H121V247H122ZM141 246H142V245H141ZM0 247H2V246H0ZM7 247H8V246H7ZM7 247H6V248H7ZM83 247H84V246H83ZM105 247H107V246H105ZM121 247H120V248H121ZM123 247H124V246H123ZM126 247H125V248H126ZM129 247H132V246L129 245ZM133 247H135V246H133ZM170 247H171V246H170ZM10 248H11V247H10ZM10 248H9V250H10ZM13 248H15L14 245H13ZM21 248H20V249H19V248H17V249L15 248V249H16V250H18V249L21 250ZM27 248H28V247H27ZM30 248H31V247H30ZM76 248H77V247H76ZM78 248H79V247H78ZM109 248H110V247H109ZM120 248H117V251H118ZM142 248H143V246H142ZM148 248H149V247H148ZM32 249H34V248H32ZM38 249H36V251H39ZM44 249H45V248H44ZM59 249H60V248H59ZM121 249H122V248H121ZM131 249H132V248H130V250H131ZM133 249H134V248H133ZM138 249H139V247H138ZM145 249H146V248H145ZM7 250H8V248H7ZM7 250H6V252H8ZM19 250H18V251H19ZM29 250H30V249H28V251H29ZM112 250H113V249H112ZM124 250H125V249H124ZM124 250H121V251L123 252ZM126 250L128 251L129 248H128V249L126 248ZM126 250L123 252V253L125 254V256H124V254H123L124 257H126L127 255H130V254H131V253H130V250L128 251L130 254L127 253ZM134 250H135V249H134ZM150 250H152V249H150ZM165 250H166V249H165ZM172 250H173V249H172ZM10 251H11V250H10ZM10 251H9L8 255L11 253ZM13 251H15V250L13 249ZM22 251H21V252H22ZM40 251H41V250H40ZM113 251H114V250H113ZM115 251H116V250H115ZM121 251H120V252H121ZM132 251H133V250H131V252H132ZM144 251H145V250H144ZM148 251H149V249H148ZM154 251H155V250H154ZM3 252H5L4 249H3ZM6 252H5V253H6ZM15 252H16V251H15ZM19 252H20V251H19ZM21 252H20V254H21ZM26 252H27V251H26ZM31 252L33 253V250H32ZM107 252H108V251H107ZM109 252H110V251H109ZM125 252H126L127 254H126ZM149 252H150V251H149ZM149 252H148V253H149ZM152 252H153V251H151V253H152ZM1 253H2V252H1ZM12 253H14V252H12ZM27 253H28V252H27ZM27 253H26V255H27ZM135 253H136V251H135ZM15 254H16V253H15ZM23 254H25V253H23ZM29 254H30V253H29ZM29 254H28V255H29ZM33 254H34V253H33ZM109 254H112V253H109ZM120 254H121V253H120ZM133 254H134V253H133ZM133 254H131V255H133ZM153 254H154V252H153ZM17 255H18V254H17ZM31 255H32V254H31ZM31 255H30V256H31ZM80 255H81V254H80ZM115 255H116V253H115ZM145 255H146V253H145ZM149 255H150V254H149ZM156 255H157V254H156ZM173 255H174V254H173ZM109 256H110V255H109ZM116 256H117V255H116ZM119 256H120V255H119ZM123 256H122V257H123ZM140 256H141V255H139L138 257H140ZM165 256H166V255H165ZM165 256H164V257H165ZM7 257H8V256H7ZM14 257H17V256L13 255L12 258H14ZM22 257H23V256H21V258H22ZM74 257H75V256H74ZM81 257H82V256H81ZM114 257H115V256H114ZM129 257H131V256H129ZM133 257H134V255H133ZM147 257H149V256H147ZM147 257H146V258H147ZM150 257H151V256H150ZM161 257H162V255H161ZM166 257H167V256H166ZM171 257H172V255H171ZM176 257H177V256H176ZM10 258H11V254H10ZM18 258H19V256H18ZM18 258H17V259H18ZM24 258H25V257H24ZM28 258H30V257L28 256ZM76 258H77V257H76ZM110 258H111V257H110ZM112 258H113V257H112ZM117 258H119V257H117ZM126 258H128V256H127ZM126 258H124V259H126ZM131 258H132V257H131ZM135 258H137V257H135ZM172 258H173V257H172ZM0 259H1L0 261L3 262L2 257H0ZM15 259H16V258H15ZM15 259H14V261H15ZM17 259H16V260H17ZM26 259H27V258H26ZM26 259H25V260H26ZM30 259H31V258H30ZM30 259H29V261H32V260H30ZM115 259H116V258H115ZM121 259L123 260V258H121ZM147 259H148V258H147ZM153 259H154V258H153ZM6 260H7V259H6ZM9 260H10V259H8V261H9ZM19 260H20V259H19ZM19 260H18V261H19ZM22 260H23V259H22ZM25 260H23V261H25ZM76 260H77V259H75V261H76ZM112 260H113V259H112ZM126 260H127V259H126ZM131 260H133V259H131ZM137 260H138V259H136V261H137ZM161 260H162V259H161ZM161 260H159V261L161 262ZM167 260H168V259H167ZM172 260H173V259H172ZM11 261H13V260L11 259L10 262H11ZM18 261H17V263H18ZM20 261H21V260H20ZM26 261H27V260H26ZM26 261H25V262H26ZM123 261H124V260H123ZM136 261L133 260L132 262H136ZM145 261H147V260H145ZM162 261H164V260H162ZM15 262H16V261H15ZM54 262H55V261H54ZM116 262H117V261H116ZM129 262H131L130 259H129ZM132 262H131V263H132ZM141 262H142V261H141ZM160 262H159V263H160ZM168 262H170V261H168ZM171 262H172V261H171ZM4 263L6 264V262H4ZM4 263H2V264H4ZM7 263H8V262H7ZM12 263H14V262H12ZM17 263H16V264H17ZM26 263H28V262H26ZM31 263H32V262H31ZM57 263H58V262H56V264H57ZM118 263H119V262H118ZM142 263H143V262H142ZM144 263L147 264V262H144ZM162 263L164 264L165 262H162ZM162 263H161V264H162ZM173 263H174V262H173ZM21 264H23L22 261H21ZM24 264H25V263H24ZM32 264H34V263H32ZM120 264H122V262H120ZM126 264H128V263L126 262ZM132 264H134V263H132ZM137 264H139V263H137ZM149 264H150V263H149ZM156 264H158V262H157ZM166 264H167V261H166Z\"/></svg>",
	"mask_w": 264,
	"mask_h": 264
}]
</instances>
